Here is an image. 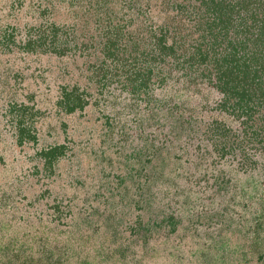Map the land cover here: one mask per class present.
Masks as SVG:
<instances>
[{
    "label": "rangeland",
    "instance_id": "obj_1",
    "mask_svg": "<svg viewBox=\"0 0 264 264\" xmlns=\"http://www.w3.org/2000/svg\"><path fill=\"white\" fill-rule=\"evenodd\" d=\"M167 7L0 0V264H264V98Z\"/></svg>",
    "mask_w": 264,
    "mask_h": 264
},
{
    "label": "trees",
    "instance_id": "obj_2",
    "mask_svg": "<svg viewBox=\"0 0 264 264\" xmlns=\"http://www.w3.org/2000/svg\"><path fill=\"white\" fill-rule=\"evenodd\" d=\"M163 3L173 17L161 26L159 31L164 39L159 38L157 45L163 42L166 48L165 37L171 28L182 39L184 25L188 23L197 39L185 53L194 50L190 57L197 60L203 73L215 79L225 102L234 101L235 108L244 111L245 103L248 105L256 97L264 98V0H163ZM174 21L178 27H171ZM177 38L178 35L172 50L178 45ZM164 53L173 55L166 50ZM245 109L251 110L249 106Z\"/></svg>",
    "mask_w": 264,
    "mask_h": 264
}]
</instances>
